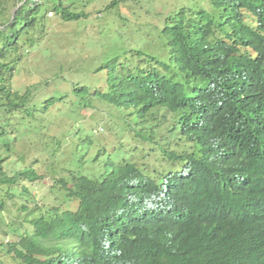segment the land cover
<instances>
[{"label": "trees", "instance_id": "16d2710c", "mask_svg": "<svg viewBox=\"0 0 264 264\" xmlns=\"http://www.w3.org/2000/svg\"><path fill=\"white\" fill-rule=\"evenodd\" d=\"M106 1L0 0V220L13 215L14 203L30 201L25 183L42 179L38 167L55 195L51 208L34 197L33 208L15 210L30 230L12 227L18 239L0 244L1 257L11 254L17 264H264V0L180 8L155 28L164 61L138 50L130 68L109 60L96 71L106 72V84L92 93L62 77L14 85L52 21L78 32L87 8ZM84 96L110 105L129 147L109 152L106 136H89L102 127L78 126ZM70 119L75 139L64 158L65 138L52 128Z\"/></svg>", "mask_w": 264, "mask_h": 264}, {"label": "rangeland", "instance_id": "374dc122", "mask_svg": "<svg viewBox=\"0 0 264 264\" xmlns=\"http://www.w3.org/2000/svg\"><path fill=\"white\" fill-rule=\"evenodd\" d=\"M112 1H118V3L110 9H106V6ZM128 2L123 5L122 0H107L104 4L87 8L88 19L75 23L80 27L78 32L73 29V26L70 27V23L65 26L63 23L61 25L57 21H52L53 27L49 28V32L48 30L44 32V34H48L46 41L23 58L20 64L22 73L12 79L14 85L24 89L27 84L40 83L41 85L47 81L51 82L55 77H62L67 81H75L80 87L84 86L92 93L96 90L95 88H99L101 81L106 84L104 77L106 72L98 73L96 71L98 67L106 65L109 60L116 59L118 69L121 67L130 68L134 63H139L137 57H133V51L138 50L153 56L158 62L164 61L165 42L161 38L156 41L155 28L158 26L162 28L165 19L180 8L190 9L200 4L199 0H128ZM146 36L152 37L149 39L151 42L145 40ZM126 74L127 71L119 73V76L126 79ZM102 90L103 93H106L104 87ZM84 97L86 99L81 100L82 110L78 112L80 122L78 126L86 131L102 127L103 132L100 135L92 132L89 133V136L94 138L106 136L105 142L107 148L109 147V152L114 150V145L119 147L120 143L129 147V136L122 132L119 119L116 115L111 116V113L107 111L110 105L103 104L101 100L97 101L93 96ZM62 105L56 104L53 109L57 110ZM58 118L59 121L62 120V117ZM75 122H77L75 119H70L69 122L52 128L56 135L65 138L61 146L64 158L70 157L73 150L72 140L75 139V136L71 137L67 132L75 128ZM101 123L105 125H100ZM37 129H39L38 132L46 131L43 128ZM71 138L73 139L71 140ZM33 155L37 156L34 153ZM136 155H139V152ZM140 156L144 158L142 153ZM147 161L154 162L153 158L147 159ZM9 162L10 160L6 163L8 167L10 166ZM149 164L153 166L152 163ZM37 172L43 176L42 179L35 180L34 183H25V186L31 190L30 201L14 203L13 215L5 220H0V244L6 243L7 239L9 241L18 239L17 236H11L9 231L12 227L17 228L19 225H23L21 231L30 230L29 224L20 222L14 216L17 208L22 205L33 208L34 197L38 206L43 210L51 208V205L55 204V195L51 191L52 179L48 178L46 169L43 167H38ZM18 186L20 187V185ZM74 207L72 206V208ZM66 208L67 206H62L61 209ZM2 254H6V251L0 250V264H17L11 254L1 257Z\"/></svg>", "mask_w": 264, "mask_h": 264}]
</instances>
